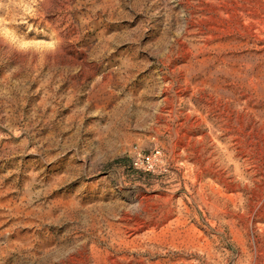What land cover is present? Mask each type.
I'll return each instance as SVG.
<instances>
[{
	"label": "rangeland",
	"instance_id": "obj_1",
	"mask_svg": "<svg viewBox=\"0 0 264 264\" xmlns=\"http://www.w3.org/2000/svg\"><path fill=\"white\" fill-rule=\"evenodd\" d=\"M0 264H264V0H0Z\"/></svg>",
	"mask_w": 264,
	"mask_h": 264
},
{
	"label": "built area",
	"instance_id": "obj_2",
	"mask_svg": "<svg viewBox=\"0 0 264 264\" xmlns=\"http://www.w3.org/2000/svg\"><path fill=\"white\" fill-rule=\"evenodd\" d=\"M162 151L154 148L150 152L136 150L128 162L129 167L137 172L154 173L162 165Z\"/></svg>",
	"mask_w": 264,
	"mask_h": 264
}]
</instances>
